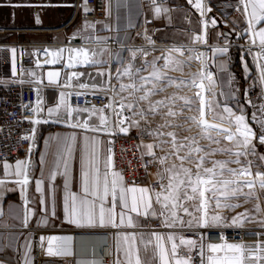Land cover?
<instances>
[{
	"label": "snow or ice",
	"instance_id": "1",
	"mask_svg": "<svg viewBox=\"0 0 264 264\" xmlns=\"http://www.w3.org/2000/svg\"><path fill=\"white\" fill-rule=\"evenodd\" d=\"M155 18L162 14H170L172 9L164 7L162 0H150ZM200 13L201 31L193 33L191 43L202 44L210 48L211 56L205 52L195 53L189 45L173 46L161 57L147 61L148 53L142 47H127L118 40L121 50L127 47V58L121 51L115 53L107 46V40L96 37L97 43L103 44L99 49L86 47L59 49L48 52L52 57L47 63H57L68 52V66L77 65L98 66L101 71L96 73L103 78L102 83L79 82L85 73L73 71L67 77L62 87H72V81H78L77 87L83 92L75 95H89L103 93L108 103L97 108L95 105L81 107L73 106L69 102L72 92H61L56 106L48 108V118L55 117L53 122H63L72 129H80L84 133L82 145L77 148V134L73 132L57 144L53 153L54 170L50 172V179L55 180L57 175L64 178L65 193L63 196V213L65 221L78 228L114 229L117 259L115 264H264V231L255 233L259 237L255 246L243 242L229 243L221 237L220 243L205 242L203 233L195 237H187L184 230L212 229L220 227H243L245 221H256V217L264 213V208L257 203L253 210H245L231 218L221 214L222 209L242 207L251 199L260 200L254 190L264 192V153L258 151V145L264 146V0H238L239 8L246 19L247 27L241 32L248 33V47L245 49L252 56V64L258 73L253 79L250 88L259 87V103L251 98L247 103L256 109L251 120L258 125L254 128L249 122L248 113L239 102V90L234 86L235 76L229 70L231 63L229 56L231 33L216 32V39L223 42L208 44L209 24L217 27L215 18L207 17L212 11L207 0H187ZM84 10L88 11L85 2ZM110 14V7H109ZM170 19V15H169ZM37 17V23H39ZM190 22V21H189ZM235 23V22H234ZM95 25L85 21L84 31L94 28ZM235 31V28H233ZM75 38V37H74ZM93 39L92 36L86 37ZM149 43L150 37H145ZM255 49V51H254ZM187 51V60H180L173 56L176 53L183 57ZM13 72H16V48L10 50ZM142 63L137 64V55ZM218 57H225V63L217 64L221 72L227 73L225 81L218 80L212 70V64ZM193 59L201 61L203 67L194 73L190 80H179L168 75V71L177 70L180 65L189 63ZM243 60V57H241ZM119 62L115 69L112 61ZM163 60V63H159ZM151 69V71H149ZM244 71L249 72V64L244 61ZM147 73V75H145ZM35 76V73H32ZM48 81L58 83L59 72H48ZM91 78V74H89ZM115 80L116 84L112 81ZM207 82V83H205ZM190 87L195 89L192 96L172 95L159 100L152 97L164 92L167 87ZM221 90L219 93L217 88ZM223 87L229 90L225 92ZM36 106L31 109L37 117L30 122L34 125L48 123L49 119L38 118L43 111L39 93ZM210 97V98H209ZM223 97V99H218ZM233 100L235 103L233 104ZM180 107H177V104ZM61 109L66 119L61 120ZM185 112L192 113L184 115ZM87 113L88 118L81 120L80 116ZM259 113V115H257ZM75 114V119H74ZM93 117L96 123H90ZM183 117V122H178ZM155 124V127L152 125ZM185 124L195 126L200 130L197 137L182 136ZM130 129H139L138 137L144 149V155L150 156V162L160 165L157 172V186H141L136 182H128L123 171L116 168L113 141L100 138V133L109 137L119 134H128ZM35 129L31 135L23 137L35 142ZM214 133V134H213ZM144 136L152 139V143L145 144ZM59 141L60 138H55ZM200 140H206L205 145ZM52 138L46 143L50 144ZM157 150L161 155H157ZM78 159V175H73V165ZM221 154L229 159H212ZM40 163H45V157H40ZM211 166H207V165ZM238 167H231V165ZM30 161L17 160L13 168L7 162L3 163L6 172L12 169L10 176L18 179L6 181L0 179V186L6 182H14L26 193L30 181ZM255 168V171L253 169ZM76 180L79 192L71 190V183ZM43 179L35 181L36 192L43 194ZM27 203V200L25 199ZM44 203V201H41ZM29 210L25 208L22 226L29 225ZM35 215L34 211L31 213ZM0 216H3V207L0 205ZM52 216H55V197L53 189ZM155 220L161 230H156L147 221ZM264 229V218L256 221ZM43 220L37 224L46 225ZM43 246L44 237H41ZM47 239V255H72L70 244L72 237L49 236ZM24 264H31L27 255L31 251L30 245L25 243ZM198 258V259H197ZM90 264H97L96 261Z\"/></svg>",
	"mask_w": 264,
	"mask_h": 264
},
{
	"label": "crops",
	"instance_id": "2",
	"mask_svg": "<svg viewBox=\"0 0 264 264\" xmlns=\"http://www.w3.org/2000/svg\"><path fill=\"white\" fill-rule=\"evenodd\" d=\"M219 1L222 0H207L210 7L215 2ZM235 2L239 8L238 0H235ZM163 4L164 7L170 8L172 11L170 14H162L160 18H155L150 0H110V14L108 9L109 19L101 21L97 25L94 24V28L84 31L82 29L85 20L80 18L77 9L78 0H37L36 3H23L21 5L25 8L27 7V9H22L23 11L27 10V13L23 12V15L25 16L30 13V16L33 18L31 15V8L37 7L36 15L40 22L37 23V19L35 22L34 18L32 20L29 19L26 20L27 25L18 29H15V0H0V42L23 41L30 43H65L70 40H81L85 43H91L96 40V37H99L107 41L113 39L115 43H117L118 40H121L127 47H131L132 43L141 33H148L160 43L155 42L157 48H160L161 46L183 45L184 42L191 41L190 38L194 32L199 33L201 31V20L204 19V17H201L200 13L195 9V13L191 19L188 20L185 15V10L191 4H189L187 0H164ZM237 9L230 8V13L228 15H220L217 9L207 13V17L215 18L217 20L216 28H213L209 24V45L219 44L220 46H223L221 45L223 42L216 39V32L229 31L231 33V41L235 40L238 35L236 40L241 43L240 40L244 39L246 41L244 47H248V33L245 32L244 35L241 36V32L247 27L246 19L242 15V9ZM33 14H35V12ZM35 23L37 28L33 27ZM233 28H235V31H233ZM88 36H92L93 39H87L86 37ZM103 46L104 45L89 46L86 48L99 49ZM198 46L199 52H205L211 56L210 48H207L202 44H198ZM127 47L121 50L120 45L118 44L117 47L110 49L113 53L121 51L122 55L127 58ZM245 48H234L229 51V56L232 57L231 62L233 60V54H239L242 73H234L230 67L231 63L227 66L234 76L240 75L245 83L248 84L249 82H253L252 78L257 76L258 73L255 71V65L249 60V57L252 59V56L244 54V52H246ZM10 50H0V66L12 64ZM246 56H249L248 59ZM241 57H243V60L247 59L248 63L253 68L252 74L247 75L244 72V65ZM67 58L68 52L63 55L62 59L52 65L59 67L36 70L32 72L35 73V76H33L32 73L30 74L31 78L43 80L51 86L44 92L42 105L46 114L48 108L56 106L60 93L68 92L62 87V85L66 78L71 76L73 71L85 73L84 77L81 78V81L86 83L91 84L95 82L99 84L103 82V78L96 75L98 71L103 69L98 66L83 65H77L76 67L70 68L68 66ZM17 59L18 52L16 53L15 63L17 62ZM225 60V57H218L216 63L212 64V70L215 72L218 80L226 82L227 73L221 72L219 68L216 67L217 64L225 63ZM118 64V61L113 60L112 68L115 69ZM48 72H59V82L56 84L49 83L47 76ZM12 74H14L12 69L4 68V70H2L0 68L1 78H8ZM89 74H91V78ZM113 82L116 84L115 80H113ZM234 86H236V80L234 81ZM256 89L261 90L259 87H256ZM220 90L219 87L216 89L218 93ZM223 90L227 92L229 89L223 87ZM218 99H223V97H218ZM69 102L75 106L71 96L69 97ZM61 112H63V109H61ZM87 116L88 114L86 113L85 118H87ZM73 132H75L78 137V149L82 145L83 135H95L90 132L84 133L80 129L43 125L41 127L40 146L36 154L34 175L30 178L31 183L27 186L26 193H22L20 185L14 182H6L3 186H0V205L3 207V216H0L2 221V226L0 227V264H24L23 257L25 256L26 250L24 246L26 242L30 245L31 249V251L27 253L31 260V264H41V257L47 255L46 238L49 236L72 237V242L69 247L72 256L75 259V254L77 253V245L75 244L76 235L95 237L97 234L105 233L110 229L78 228L65 221L63 213V196L65 193L64 178L61 175H57L56 179L53 181L50 179V172L54 170L55 157L53 153L56 151L57 144H62L63 139ZM99 135L102 140H108L107 135L103 133H100ZM57 137L60 138L59 141L55 140ZM50 138H52V142L50 144L46 143ZM76 155L77 163L73 165L74 176L78 175L79 151ZM41 156L45 157V163L43 164L40 163ZM17 160L23 159L7 160L4 162H7L14 168ZM3 163L0 165V179L6 181H11L9 179H18L8 174L12 169H9L8 172L5 171ZM155 177L154 173L151 172L147 182L141 186H149L148 182ZM41 178L44 181L42 186L44 189L43 194L38 193L35 190V181ZM70 187L72 191L79 192L80 190L78 182L75 179L72 181ZM53 189L55 197V216H52ZM25 199L27 200V203L25 202ZM41 201H44V203H41ZM25 208H27L30 213L29 225L27 228L22 226ZM33 211L35 215L31 214ZM43 220L47 221L46 225L41 224L40 227H37V224ZM41 237L45 238L43 246L40 239ZM117 255L116 252V259ZM47 257V262L49 264H72L70 259H64L62 261L58 256L47 255Z\"/></svg>",
	"mask_w": 264,
	"mask_h": 264
},
{
	"label": "built area",
	"instance_id": "3",
	"mask_svg": "<svg viewBox=\"0 0 264 264\" xmlns=\"http://www.w3.org/2000/svg\"><path fill=\"white\" fill-rule=\"evenodd\" d=\"M85 2L87 4L88 11L84 10ZM110 0H78L77 9L80 18L85 21H90L97 25L101 21L108 20V9ZM164 2V0H162ZM151 3V2H150ZM212 10L217 9L220 15H228L230 8L237 9L235 0H222L215 2L211 5ZM195 13V7L191 4L185 10L186 18L189 20ZM191 32V31H190ZM147 34V33H144ZM150 36V35H149ZM238 35L236 36L237 39ZM152 38V36H150ZM231 41L230 50L234 48H245L244 44L239 43L237 40ZM103 45L97 43L96 40L91 43H85L81 40H70L65 43H30V42H0V50H10L16 48L18 52V59L15 63L16 73L12 74L8 78L0 77V165L7 160L23 159L24 161H30L32 167L30 169V176L34 175V167L36 154L40 146L41 140V127L43 125L48 126H63L68 127L67 124L60 122H53L55 117L48 118V115L43 109L44 92L51 86L45 83L43 80L33 79L30 74L36 70L53 68L59 66H52L46 61L51 60L50 55L45 54V50L48 52L59 50V49H72L89 46ZM223 45V44H221ZM107 46L111 49L118 46L117 43L110 39L107 41ZM246 49V48H245ZM67 51L64 52V54ZM63 54V55H64ZM244 54L247 55L246 52ZM232 59V57H231ZM2 70L4 68H10L13 70V64L0 66ZM80 77L79 82L81 81ZM236 87L239 90V102L247 103L248 99L251 98L254 102L258 103L257 97L260 96L261 90L256 88H250L253 82L245 83L240 75L235 76ZM114 84V82L112 81ZM78 81H72V87L65 88L68 92H72L71 95L73 104L81 107L95 105L100 108L108 103L110 97H106L103 93L91 94L85 96L75 95L76 92H83L85 90L77 87ZM41 100V108L38 118L41 120L49 119L48 123H41L34 125L30 121L37 118L32 108L36 106L38 98ZM235 100H233V104ZM250 116L255 109L249 104ZM86 114V113H85ZM85 114L80 116L81 120L85 118ZM258 115V114H257ZM61 120L66 119L64 112L60 113ZM75 119V114H74ZM97 118L93 117L90 123H96ZM70 128V127H69ZM35 129V142L32 140L23 139L26 135H31L32 130ZM113 141V150L115 153V165L116 168L123 171L128 182H136L137 184L143 185L147 182L151 172L156 169V163H152L151 157L144 155L142 147H138L141 144V140L138 134L132 133L131 129L128 134H119L118 136H108V140ZM13 180V179H9ZM148 185L152 187L157 186V178L151 179ZM2 221L0 219V227ZM152 227L156 230L160 229L157 222L152 223ZM264 231L261 228L254 227H220L212 229H192L184 230L183 234L187 237H195L200 233L205 236V242L220 243L221 237L226 239L229 243L243 242L246 245L253 246L257 243L259 237L255 233ZM114 229H109L105 233H100L95 236L93 242L97 246L92 245V250L98 251L99 258L102 260L101 264H115L116 261V241L113 233ZM256 236V238H255ZM62 261L64 259H70L72 264H75L74 257L72 255H57ZM76 258V254H75ZM198 259V258H197ZM41 264H49L47 255L41 257Z\"/></svg>",
	"mask_w": 264,
	"mask_h": 264
},
{
	"label": "rangeland",
	"instance_id": "4",
	"mask_svg": "<svg viewBox=\"0 0 264 264\" xmlns=\"http://www.w3.org/2000/svg\"><path fill=\"white\" fill-rule=\"evenodd\" d=\"M36 3L37 0H15V29H18L22 26H25L27 25V22L26 20H29V19H33L34 18V21L36 22V19H37V7H32L31 9V15L33 16V18L30 16V13H28V15H23L24 13H27V10L23 11L22 9H27V7H23L21 4L23 3ZM19 5V6H17ZM24 12V13H23ZM30 12V11H29ZM35 12V14H33ZM35 28H37V25L36 23L34 24ZM150 37L149 34H140L136 39L135 41L132 43L131 45V48H138V47H142L144 49V51L146 53H148V55L146 56V60L147 61H152L154 60L156 57H161L163 54L167 53L168 50L170 48H172L173 46H166V47H160V48H155L153 46H151L153 43H149V41L145 38V37ZM151 41L152 42H156V43H159L156 39L154 38H151ZM241 43L243 44H246V41L243 39L240 40ZM160 44V43H159ZM183 45H189L193 48V51L195 53H199V46L198 44H195L193 45L191 43V41H186L183 43ZM176 47H179L180 45H175ZM169 48V49H168ZM167 49V50H166ZM173 56L177 59H180V60H187V56H188V53L187 51L185 52V55L183 57H179L176 53H173ZM249 57V56H248ZM249 60L251 61L252 63V59L249 57ZM244 61H247V59H244L243 60V65H244ZM248 62V61H247ZM137 64H140L142 63V58L140 57L139 53L137 55V61H136ZM159 63H163V60H160ZM249 64V63H248ZM202 68V62L201 61H197L195 59H193L192 61H190L189 63H186V64H183V65H180L179 68L177 70H170L168 71V75L175 78L177 81L179 80H190L192 75L194 73H197L198 71H200ZM249 68H250V71L249 72H245L247 75H250L253 73V68L251 67V65L249 64ZM149 71H151V69H149ZM145 75H147V73H145ZM207 83V82H205ZM195 89H192L190 87H185V86H181V87H176L175 85H172L170 87H167L166 90L162 93H160L159 95H156L154 97H152L153 100H159V99H162L163 97L165 96H172V95H182V96H192L193 93H194ZM210 98V97H209ZM243 105V103H242ZM177 107H180V104L178 102L177 104ZM192 113H188V112H185L184 115H191ZM178 122H183V117H178ZM249 122L251 123V119L249 118ZM252 124V123H251ZM156 125L153 124L152 127H155ZM252 126L254 128H257L258 125H253ZM188 127H191V131H183L181 133L182 136H188V137H197V139H199V132L200 130L198 128H196L195 126H191L189 124H185V128H188ZM132 133H137L139 132V129H131ZM214 134V133H213ZM143 142L145 144L147 143H152V139L148 136H144L143 138ZM208 142L206 140H200V144L201 145H205L207 144ZM258 151L261 152V153H264V146H260L258 145ZM144 151V149H143ZM157 155H161V153L157 150ZM212 159H229L228 156L226 155H221V154H217L215 156L212 157ZM207 166H211L210 164L207 165ZM231 167H238L237 165L233 164L231 165ZM161 170V167L160 165H158L156 163V169L154 170V175L156 176L155 178H157V172H159ZM261 171H264V168H261L260 169ZM253 171H255V168L253 169ZM258 193V195L260 196V200L257 201L256 199H251L249 200V202L247 203H244L243 201V198H241V200L239 201L243 206L240 207V208H237L235 209V211H232V210H229V209H222L221 210V214L225 217L228 218V223L231 222V218L233 216H235L236 214L238 213H242L244 212L246 209L247 210H253L255 205L257 203H259L261 205L262 208H264V192H261L259 189H256L254 190ZM261 218H264V213H261L260 215H258L256 217V221H258L259 219ZM155 220H150V221H147V223H150L152 225V223L154 222ZM256 221H253V222H249V221H245L244 222V225L243 226H246V227H254V228H261L260 227V224ZM262 229V228H261ZM256 238V236H255Z\"/></svg>",
	"mask_w": 264,
	"mask_h": 264
},
{
	"label": "water",
	"instance_id": "5",
	"mask_svg": "<svg viewBox=\"0 0 264 264\" xmlns=\"http://www.w3.org/2000/svg\"><path fill=\"white\" fill-rule=\"evenodd\" d=\"M226 33H230V32L226 31ZM77 245L78 248H77L76 258L74 261L75 264H90V262L92 261H96L97 264H101L102 260L99 258L98 251L95 250L93 251L91 249L92 247L91 242L87 241V239L84 241L83 238H80Z\"/></svg>",
	"mask_w": 264,
	"mask_h": 264
},
{
	"label": "trees",
	"instance_id": "6",
	"mask_svg": "<svg viewBox=\"0 0 264 264\" xmlns=\"http://www.w3.org/2000/svg\"><path fill=\"white\" fill-rule=\"evenodd\" d=\"M246 58L248 59V57L246 56ZM230 67H231V70L234 72V73H242V68H241V61H240V58H239V54L238 53H234L233 54V60L230 64ZM247 113H248V117L251 119V116H250V107H249V104L248 103H243ZM251 123L253 125L256 126L255 122H252L251 120Z\"/></svg>",
	"mask_w": 264,
	"mask_h": 264
},
{
	"label": "bare ground",
	"instance_id": "7",
	"mask_svg": "<svg viewBox=\"0 0 264 264\" xmlns=\"http://www.w3.org/2000/svg\"><path fill=\"white\" fill-rule=\"evenodd\" d=\"M151 46H153V47H155V48H157V46H156V44H155V42L151 45ZM162 47H166V46H161V48ZM169 49V48H168ZM167 50V49H166ZM51 65H54L53 63H50ZM259 103V102H258ZM255 109V108H254ZM255 111H256V109H255ZM258 115H259V113H257ZM80 238H83V240L85 241L86 239H87V241H89V242H91L92 243V245H94V246H97L94 242H93V240H95V237L93 236H78V235H76L75 236V244L77 245V243L79 242V239ZM77 248H78V245H77Z\"/></svg>",
	"mask_w": 264,
	"mask_h": 264
}]
</instances>
